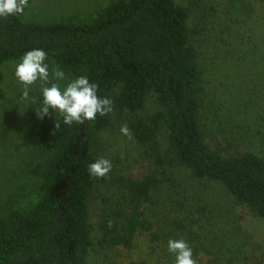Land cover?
<instances>
[{"label":"trees","instance_id":"obj_1","mask_svg":"<svg viewBox=\"0 0 264 264\" xmlns=\"http://www.w3.org/2000/svg\"><path fill=\"white\" fill-rule=\"evenodd\" d=\"M201 1L191 0V5L199 7ZM29 7L22 15L0 18V63L43 49L47 63L65 72L62 89L87 76L98 85L99 97L113 101V111L131 113L128 126L157 167L164 168L169 160L197 179L220 182L237 204L264 218V155L225 153L211 146L203 131L200 55L185 6L177 0H110L83 21L53 22L25 20ZM149 94L157 97L161 109L143 118L138 111ZM55 119L61 120L59 131ZM162 123L168 130L167 153L158 138ZM111 125L112 112L68 126L51 110L37 134L43 157L32 167L37 202L0 209V264H93L90 201L96 178L88 167L95 161L100 133ZM115 181L123 193L102 216L100 244L132 250L143 233L158 239L144 211L160 182L157 172L142 178L120 175ZM187 232L193 259L201 262L202 251L212 256L209 264H223L195 231Z\"/></svg>","mask_w":264,"mask_h":264},{"label":"rangeland","instance_id":"obj_2","mask_svg":"<svg viewBox=\"0 0 264 264\" xmlns=\"http://www.w3.org/2000/svg\"><path fill=\"white\" fill-rule=\"evenodd\" d=\"M109 1L33 0L25 20L83 21ZM177 2L189 10L192 43L199 50L204 87L200 119L208 143L225 153L253 151L264 155V0H202L199 7L192 6L191 0ZM19 61L0 63V209L29 207L39 198L32 167L43 158L37 134L47 116L41 120L35 112L43 102L38 84L29 100L20 99L21 87L14 77ZM66 79L59 81L61 88ZM31 98L39 99L31 105ZM160 109L157 97L149 94L138 114L147 118ZM130 117V112L112 111V125L100 133L94 147L95 161L104 157L111 161L112 169L106 178L96 179L90 201L95 242L91 262L173 264L175 258L167 251L169 239L189 244L187 231L192 229L223 264H264V218L237 204L220 182L197 179L189 169L169 160L164 168L157 167L128 126ZM124 124L131 138L121 134ZM158 138L167 153L164 123ZM155 172L160 182L144 203V211L159 238L143 233L132 250L100 244L102 216L123 193L115 177L142 178ZM198 257L201 262L197 264H209L212 258L202 251Z\"/></svg>","mask_w":264,"mask_h":264},{"label":"clouds","instance_id":"obj_3","mask_svg":"<svg viewBox=\"0 0 264 264\" xmlns=\"http://www.w3.org/2000/svg\"><path fill=\"white\" fill-rule=\"evenodd\" d=\"M29 7V0H0V18L22 15ZM47 53L40 48H34L23 54L14 69V77L21 87V100H29L33 86L38 84L42 105L35 109L39 119L49 115V109L54 110L62 118L64 125L84 124L85 121H95L97 115L106 116L113 111V101L108 97L97 95L98 85L90 83L87 76H79L70 80L62 89L59 81L66 79L65 72L59 65L52 67L45 63ZM55 64V62H52ZM32 104L38 99L31 98ZM55 129L59 131L61 120L55 119ZM123 136L131 138L127 124L120 128ZM112 169L111 161L100 157L88 167L89 175L96 179L106 178ZM111 227V221H109ZM167 251L174 256L173 264H197L193 259L191 246L183 239H169Z\"/></svg>","mask_w":264,"mask_h":264}]
</instances>
